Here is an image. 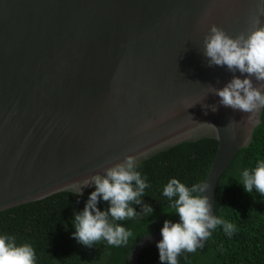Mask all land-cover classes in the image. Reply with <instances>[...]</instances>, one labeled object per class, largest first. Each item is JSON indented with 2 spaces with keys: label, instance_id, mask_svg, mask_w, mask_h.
I'll list each match as a JSON object with an SVG mask.
<instances>
[{
  "label": "water",
  "instance_id": "obj_1",
  "mask_svg": "<svg viewBox=\"0 0 264 264\" xmlns=\"http://www.w3.org/2000/svg\"><path fill=\"white\" fill-rule=\"evenodd\" d=\"M261 3L0 0V212L75 194L73 183L128 156L138 166L212 139L218 149L202 195L214 215L217 184L252 142L263 109L248 121L250 114L219 104L211 89L233 73L208 67L203 41L213 25L232 38L247 33ZM161 240L140 238L127 264Z\"/></svg>",
  "mask_w": 264,
  "mask_h": 264
},
{
  "label": "trees",
  "instance_id": "obj_2",
  "mask_svg": "<svg viewBox=\"0 0 264 264\" xmlns=\"http://www.w3.org/2000/svg\"><path fill=\"white\" fill-rule=\"evenodd\" d=\"M252 139L237 152L216 187L214 215L235 225L236 230L229 236L217 226L203 248L194 253L182 251L178 264H264V197L255 189L247 193L240 184L245 169L264 162V109ZM217 149L216 140L202 139L177 145L136 166L150 185L141 199L153 213L117 222L132 232L124 246H110L101 240L89 248L73 238V213L83 211L94 188L81 196L62 192L0 212V235L15 236L18 245L30 244L36 264H127L131 248L140 238L161 232L165 220L179 222L178 215L165 214L169 211L163 196L167 182L176 178L188 187L204 183ZM97 207L106 211L108 205L101 200ZM133 207L141 212V205ZM138 264H160L156 244L141 251Z\"/></svg>",
  "mask_w": 264,
  "mask_h": 264
},
{
  "label": "clouds",
  "instance_id": "obj_3",
  "mask_svg": "<svg viewBox=\"0 0 264 264\" xmlns=\"http://www.w3.org/2000/svg\"><path fill=\"white\" fill-rule=\"evenodd\" d=\"M257 12L247 33L232 38L213 25L203 41V55L208 67L218 66L233 73L223 88L213 87L212 93L220 98V105L250 114L248 121L264 109V26H260L264 3L258 5ZM237 72L239 76L235 75ZM253 79L259 87L254 86ZM217 110L215 105L211 106V111ZM240 184L247 193L251 194L255 189L264 197V162L258 163L254 169H245ZM90 186L95 190L88 196L83 211L73 213V238L89 248L101 240L110 246L126 245L132 232L117 222L153 213V209L141 199L150 185L136 170V157L128 156L122 163L105 169L103 175L97 174L72 184L75 195H82V189ZM208 188L205 183L188 187L176 178L164 186L163 196L169 202V211L165 214L178 215L179 222L165 220L161 232H156L162 235L156 245L160 264H178L177 257L182 251L194 253L203 248V241L217 226H222L229 236L236 230L235 225L211 214L209 199L202 195ZM101 200L108 205L106 211L97 207ZM133 205H141V212L137 213ZM0 264H36L35 250L27 243L18 245L15 236L0 235Z\"/></svg>",
  "mask_w": 264,
  "mask_h": 264
}]
</instances>
